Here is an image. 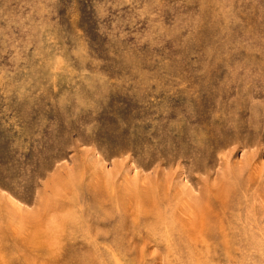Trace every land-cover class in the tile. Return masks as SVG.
<instances>
[{"label": "rangeland", "instance_id": "374dc122", "mask_svg": "<svg viewBox=\"0 0 264 264\" xmlns=\"http://www.w3.org/2000/svg\"><path fill=\"white\" fill-rule=\"evenodd\" d=\"M0 264H264V0H0Z\"/></svg>", "mask_w": 264, "mask_h": 264}, {"label": "bare ground", "instance_id": "6f19581e", "mask_svg": "<svg viewBox=\"0 0 264 264\" xmlns=\"http://www.w3.org/2000/svg\"><path fill=\"white\" fill-rule=\"evenodd\" d=\"M259 147V146H258ZM239 149V148H238ZM243 151V150H242ZM248 159V158H247ZM248 161H249V159H248ZM251 166V165H250ZM249 182V181H248ZM247 184V183H246ZM252 185V184H251ZM189 190V189H188ZM239 190V189H238ZM256 188L255 189H253V192L251 193V194H253V193H255L256 192ZM190 195H191V197H190V201H193L194 200V195H193V193L195 192L191 187H190ZM251 195L250 194H248L247 193V190H245L244 192H243V198H244V201H246V203H248V201H249V197H250ZM189 197V196H188ZM187 197V199H189ZM188 205L187 204V200H186V203H184V205ZM188 207V206H187ZM191 210V209H190ZM189 210V211H190ZM187 215V214H186ZM188 216V215H187ZM193 216V214L191 213V211H190V213H189V216H188V218H187V220L189 219V217L191 218ZM186 221V220H185ZM188 222V221H187ZM221 228V227H220ZM219 229V228H218ZM199 230V229H198ZM227 231V230H226ZM222 232V231H221ZM224 233V232H223ZM222 234V233H221ZM229 247V246H228Z\"/></svg>", "mask_w": 264, "mask_h": 264}]
</instances>
